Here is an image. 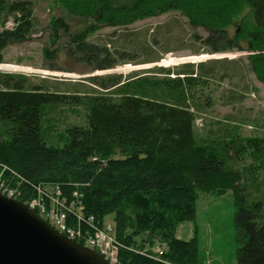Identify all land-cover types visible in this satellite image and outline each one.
<instances>
[{
	"label": "trees",
	"instance_id": "16d2710c",
	"mask_svg": "<svg viewBox=\"0 0 264 264\" xmlns=\"http://www.w3.org/2000/svg\"><path fill=\"white\" fill-rule=\"evenodd\" d=\"M52 6L65 15L50 18L49 47L65 39L70 53L95 70L115 64L106 48L91 41L99 30L177 12L208 33L210 54L242 51L245 43L249 69L264 85V0H52ZM66 17L84 24L73 29ZM236 18L240 23L231 35ZM33 27L30 1L0 0V65L5 49L26 40ZM49 47L46 57L53 52ZM210 61L134 73L123 82L103 78L97 83L106 91L97 94L26 86L25 79L0 74V169L12 173L5 176L22 189V199L35 197L37 187L57 186L68 200L77 192L85 216L98 226L111 217L119 264H198L197 229L187 241L176 237V229L196 224L200 192H231L237 264H264V205L251 195L261 188L252 177L264 172V136L241 137L239 125L198 134L193 98L214 78L213 64L221 63ZM63 104L83 108L85 123L59 133L46 111ZM245 157L250 163L239 168ZM155 242L166 248L159 258L142 251Z\"/></svg>",
	"mask_w": 264,
	"mask_h": 264
},
{
	"label": "rangeland",
	"instance_id": "374dc122",
	"mask_svg": "<svg viewBox=\"0 0 264 264\" xmlns=\"http://www.w3.org/2000/svg\"><path fill=\"white\" fill-rule=\"evenodd\" d=\"M28 1L33 6L34 27L26 40L12 43L5 49L0 74L25 79L26 86L42 84L51 91L58 89L62 92L97 94L106 91L97 83L103 78L116 77L123 82L134 73L154 75L150 71L159 67L175 69L184 64L208 65L210 60H220L221 63L213 64L216 68L214 78L199 87L193 98L198 134H219L239 125L237 132L241 137L264 136V85L249 69L247 56L250 53L245 50V43L242 51L210 54L209 48L204 45L208 33L203 28H192L181 14L170 12L127 27H106L95 33L91 41L106 48L107 56L115 63L111 69L95 70L93 65L70 53L65 39L49 47V20L52 16L63 17L65 14L61 8L53 7L52 0ZM66 20L73 29L84 24L77 18L66 17ZM239 23L240 18H236L228 29L231 35ZM45 47L53 51L49 57L43 53ZM156 58L158 62H150ZM46 112L59 133L68 125L85 123V110L78 106L72 109L63 104ZM57 135L53 143L59 144ZM250 161L248 157L243 158L238 162L239 168ZM254 178L256 186L261 188H253L252 198L261 199L264 205V172L253 174ZM74 194L79 198L77 192ZM235 211L231 192L223 196L199 193L196 224L184 222L175 233L178 239L187 241L197 229L198 264H237ZM110 221L111 217H107L105 222ZM165 250V245L159 242L151 247L146 244L142 249L143 252L157 254L158 258V251L162 254Z\"/></svg>",
	"mask_w": 264,
	"mask_h": 264
},
{
	"label": "water",
	"instance_id": "95a60500",
	"mask_svg": "<svg viewBox=\"0 0 264 264\" xmlns=\"http://www.w3.org/2000/svg\"><path fill=\"white\" fill-rule=\"evenodd\" d=\"M0 264H109L57 232L21 201L0 194Z\"/></svg>",
	"mask_w": 264,
	"mask_h": 264
},
{
	"label": "built area",
	"instance_id": "2783aa9c",
	"mask_svg": "<svg viewBox=\"0 0 264 264\" xmlns=\"http://www.w3.org/2000/svg\"><path fill=\"white\" fill-rule=\"evenodd\" d=\"M5 172H9L8 169L1 166V195L26 204L57 232L86 248L94 250L109 264H119L121 245L114 237L113 225L104 223L102 226H98L92 216H85L84 208L77 200L76 194H73L75 199L68 200L57 186L37 187L35 197L22 199V189L10 186ZM49 188L51 190H48ZM158 255H161V252L158 251Z\"/></svg>",
	"mask_w": 264,
	"mask_h": 264
}]
</instances>
